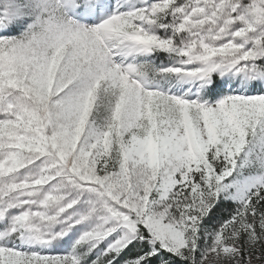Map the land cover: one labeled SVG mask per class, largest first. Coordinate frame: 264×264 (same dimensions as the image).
I'll list each match as a JSON object with an SVG mask.
<instances>
[{
  "label": "snow or ice",
  "instance_id": "snow-or-ice-1",
  "mask_svg": "<svg viewBox=\"0 0 264 264\" xmlns=\"http://www.w3.org/2000/svg\"><path fill=\"white\" fill-rule=\"evenodd\" d=\"M0 264H264V0H0Z\"/></svg>",
  "mask_w": 264,
  "mask_h": 264
}]
</instances>
